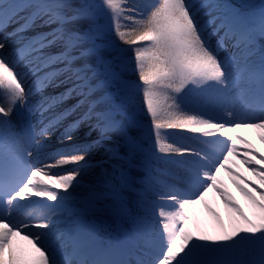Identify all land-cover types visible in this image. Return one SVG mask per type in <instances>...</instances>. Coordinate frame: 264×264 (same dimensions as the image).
I'll return each mask as SVG.
<instances>
[{"label": "snow or ice", "instance_id": "6c2138e0", "mask_svg": "<svg viewBox=\"0 0 264 264\" xmlns=\"http://www.w3.org/2000/svg\"><path fill=\"white\" fill-rule=\"evenodd\" d=\"M11 24L16 27L7 32ZM83 59L92 63L80 64ZM130 64L138 83L125 79ZM29 72L35 76L30 83ZM98 72L117 98L131 100L139 90L144 115L101 107V98H92ZM193 93L200 97L195 105L189 102ZM74 96L79 99L71 107L39 128L33 123L37 112L53 111ZM82 107L50 150L59 125ZM86 121L85 135L96 139L77 143L74 134ZM242 125L261 129L264 141V2L0 0V264H264V153L238 133ZM175 130L197 140L174 138ZM117 135L128 163L140 157L143 168L139 176L130 169L124 183L146 214L155 209V227L150 218L137 221L135 259L124 245L101 247L78 238L68 245L59 227L89 157L103 148L113 158ZM238 141L249 145L243 155ZM234 154L260 177L259 184L242 177L251 187L236 182L248 211L219 179L221 169L242 175L229 166ZM162 158L178 166L175 173L152 167ZM213 190L228 210V225L207 203ZM80 196L82 210L107 198L96 188ZM201 202L220 234L201 229ZM21 235L30 248L16 245Z\"/></svg>", "mask_w": 264, "mask_h": 264}, {"label": "bare ground", "instance_id": "6f19581e", "mask_svg": "<svg viewBox=\"0 0 264 264\" xmlns=\"http://www.w3.org/2000/svg\"><path fill=\"white\" fill-rule=\"evenodd\" d=\"M85 2L99 4L100 0H85ZM224 2H228L232 4L241 3L240 0H224ZM15 27H16L15 24H11L7 27L6 31L12 32ZM29 35H31V33H29ZM111 35L113 36V38H115L114 34H111ZM16 43L17 45H19L20 42L17 41ZM130 54H131V50H129V56ZM79 63L80 64H91L92 61L90 59H83ZM129 66H131V64ZM89 76H92V73H89ZM128 78H136L138 80V77L136 76H132V77L129 76ZM34 79H35V76L31 72H29L28 83H30ZM61 79H63V77H61ZM94 79L97 81V91L94 92L92 98L93 99L101 98L97 101L101 107L116 108L113 105L116 104V102H118L119 100H117L118 98L116 97V95L114 93H110L108 91V87L104 85L103 75L98 72L95 75ZM69 86H70V82L65 85H62L59 88L50 87L48 88V90L44 91L42 94L36 95L33 98L32 103L40 104L43 102L45 97L62 92L64 91L65 87H69ZM132 100H133V104H132L133 107L132 108L127 107V109H131L135 111L137 115H139L137 113V109L141 108L140 110H142L143 108L142 98L139 95V93H137L136 97L135 96L132 97ZM76 102L77 100L72 101L71 103H69V105H67L64 108H67L68 106L71 107ZM64 108L58 107L54 109L53 111L45 112L43 114H41L40 112H37L36 116L34 117L33 123L37 125V127H40L42 126L43 123H46V121L50 117L55 115L56 112L61 111ZM121 112L123 113L124 111H121ZM72 116H75V117L73 119H68L64 121L61 125H59L57 131L53 134L50 145H49L50 150L54 151L56 147L58 146L57 137L59 135V131H61L63 127L67 125L69 122L75 120L78 116H80V114L74 113ZM88 127H89V122H86L81 127L79 132L75 134V137H74L75 142L88 143V142H91V140L96 139L95 133H93L91 137H88L85 135ZM175 131H177V136H175V138L184 139L185 137H187V139H185V142L187 143H193L197 139V137H195L192 134L181 133L179 130H175ZM238 133L241 136H243L246 141L250 142L251 147L258 149L255 145L256 135H258V132H256L255 129H248V130H241V131L239 130ZM238 146L242 149V151L244 147H249V145L245 144L243 141H238ZM111 147L113 148V153H112L113 158L111 159L109 158V153H106L103 148L93 151V153L91 154L88 160V164H91V166L87 167L82 173L81 177L78 178L80 180V188L77 193L79 196H80V193L86 194L92 188H96L97 191L106 193L107 198L103 199L100 203H98L94 208H91V209L82 210L81 207H79L80 211L77 213H80L83 211V216L81 217L77 215L73 219H68V217L65 216L59 221V227H60V231L64 233L65 241H66V244L68 245H72L75 242L76 238H78L79 241L83 244L96 245V246H101V247H103V245L104 247L124 245L128 247L131 251H133V254H134L133 259H135V258H139L135 254V249L138 245V241L135 245L133 244L132 241L134 239L137 240L136 235L130 238L129 234L125 232V226H130V228L133 226V224L130 223V220H131L130 217H132L130 215L133 213L134 210H136L135 207L139 205L136 203V197L133 193H130V197L132 198L129 199L125 197L124 195L125 191L122 186L125 185L123 181V176L125 174H129L130 169H131L130 175H133L134 173L137 175H141L143 172V168L141 167L139 163L140 157H137V160L133 162L132 164L128 163V161L124 157V152L122 151L123 143L120 140L118 135L113 136ZM253 158L255 160H259V156L253 155ZM158 161L159 159L155 160L154 164L156 163V164L161 165L163 168L167 169V172H170V173L176 172L178 166L173 161L169 162L167 160H164L160 163ZM229 161L237 169L240 166L239 158L232 156ZM67 167H71V165ZM118 169L123 171L124 175H120L117 171ZM238 173L242 174L240 176L241 178L240 177L233 178L231 176L229 178V179L233 178V182H234L232 183L231 188H232V191L234 193V197L236 198V200L247 211L248 210L247 200L245 196L241 193L240 189L236 186V182L238 181L239 183L244 184L246 186L247 180H244L242 177H247L248 180L250 179V177L243 170L238 171ZM41 176L44 177L42 179L49 178L48 174L46 173H41L40 177ZM219 179L222 183H227V180H229L223 176L222 172H220ZM115 195H120L119 196L120 198L118 199V197H116ZM206 200H207L208 205L211 206V208L219 212L221 218L224 221V224L228 225L229 213H228V210L224 202H222L221 200L220 193L213 190L209 192ZM202 205H205L204 202H201V204L197 206V212L199 214L201 222H204V224L206 225V228L208 229L211 235L220 234L221 229L216 221V218L214 216H211L208 212L204 213L201 209ZM71 210L73 212V210H75V207L71 206ZM76 211L77 210H75V212ZM151 215L152 214H147V215L143 214L139 216L140 218L138 217H135V218L137 219L136 221L140 219L150 218L149 222L152 223ZM14 242L16 243L17 246L21 248L27 249L31 247V245L29 244V241L25 240L23 235L15 238Z\"/></svg>", "mask_w": 264, "mask_h": 264}, {"label": "rangeland", "instance_id": "374dc122", "mask_svg": "<svg viewBox=\"0 0 264 264\" xmlns=\"http://www.w3.org/2000/svg\"><path fill=\"white\" fill-rule=\"evenodd\" d=\"M241 1V3H253V4H255L257 7L259 6V4L261 3V2H264V0H240ZM240 4V3H239ZM130 50V49H129ZM233 50L231 49V48H229L228 49V53L230 54L231 52H232ZM127 72H129V73H127ZM129 76H136L137 77V74H136V72H135V70H134V67H132V66H129L128 68H127V70H126V75H125V79L126 80H128L129 82H132V83H138V80L136 79V78H128ZM46 90H48V89H46ZM45 90V91H46ZM139 90H136V92H135V94H134V96L136 97V95H137V93H139V95H140V92H138ZM141 96V95H140ZM142 98V97H141ZM79 99V97L78 96H74V97H72L71 99H68V100H66L65 101V103H63L62 105H60L59 107H61V108H64V107H66L67 105H69V103H71L72 101H75V100H78ZM137 99V98H136ZM117 100H119L118 102H116V104H114L113 106H115L117 109H119L120 111H124V110H126L127 109V107H129V108H132L133 106H132V104H133V100L131 101V100H129L128 98H126V97H123V96H121V97H119ZM199 100H200V97H199V95L198 94H195V93H193V95L189 98V102L190 103H192L193 105H195V104H197V103H199ZM129 105V106H128ZM67 108H69V106L67 107ZM141 109V108H140ZM140 109H137V113L139 114V116H143L144 114H143V111L142 110H140ZM85 110V108L84 107H82V108H80L77 112H75V114L76 113H78V114H81V112H83ZM140 110V111H139ZM139 111V112H138ZM45 113V112H44ZM36 116V115H35ZM75 116H69L68 118H67V120L68 119H73ZM48 121V120H47ZM46 121V122H47ZM66 121V120H65ZM64 122V121H63ZM87 122V121H86ZM85 122V123H86ZM85 123H83V124H81V126H80V129H81V127L85 124ZM37 126V125H36ZM37 128H39V127H37ZM248 129H255V131L256 132H258V135H256V140H255V145H256V147L258 148V150L260 151V152H262V153H264V141H262L261 139H260V135H261V132H262V130L261 129H258V128H254V127H244L243 125L238 129V131L240 130H248ZM76 134V133H75ZM75 134H74V137H75ZM173 136H174V138H175V136H177V131H173ZM196 139V138H195ZM197 140V139H196ZM249 147H244V149H243V151H242V155H243V153H245V152H247V149H248ZM242 155H240V156H238V155H233L234 157H236V158H239L240 159V166L238 167V169L235 167V166H233L232 164H231V162L229 161V166L231 167V168H233L234 170H235V172H237L238 173V171H240V170H243V171H245L248 175H249V177H250V179L249 180H251V181H253V182H255L256 184H259L260 183V177L259 176H257L252 170H251V165H248V164H245L244 163V160H243V158H242ZM161 160V161H160ZM164 160H167V161H172V160H168V159H159V163L160 162H162V161H164ZM94 165V164H93ZM89 166H91V164H88V167ZM152 167L154 168V169H156L157 171H159V172H167V169H165V168H163L161 165H159V164H154V162H153V165H152ZM118 171V173L120 174V175H124V172L123 171H121L120 169H118L117 170ZM221 172L223 173V176L224 177H226V179H229L230 178V176L231 177H240V176H236V175H234L232 172H229L227 169H221ZM132 176H139V175H137V174H133ZM40 178H44L43 176H41ZM233 178L232 179H229V180H227V183H222V186L229 192V193H231V195L234 197V193H233V191H232V188H231V185H232V183H234L233 182ZM241 178V177H240ZM246 184V183H245ZM248 185V187H251L249 184H248V181H247V184H246V186ZM123 188H124V195H125V197H127V198H132V197H130V193H133V191H130L129 190V188L126 186V184L125 185H123L122 186ZM254 191H255V193H256V195L258 196L259 195V192L257 191V190H255V189H253ZM116 197H118V199L120 198L119 196L120 195H115ZM235 198V197H234ZM221 200H222V198H221ZM235 200H236V198H235ZM81 201H82V198H81V196H79L78 194H76L75 196H73L72 197V200H71V202H69L68 203V205H67V208H68V213H67V217H68V219H73L75 216L73 215V213H77V212H79L80 210H79V206L78 205H80L81 204ZM222 202H223V200H222ZM71 206H73V207H75V210H77L76 212H75V210H73V212H72V210H71ZM165 206V209L166 210H168V208H169V205L168 204H165L164 205ZM136 208V210H134L133 211V213L130 215V216H132V217H130V223L131 222H133L132 224H133V226H134V228H133V226L130 228V226H125V228L127 229V230H125L126 232H128V233H130L131 234V237H133V236H135L136 235V224H137V219L135 218V217H138V218H140L139 216L140 215H147L146 214V212H145V210H144V208L142 207V206H137V207H135ZM201 209H202V211L205 213V212H208L211 216H213L210 212H209V210L207 209V207H205V205H202L201 206ZM248 211V210H247ZM148 214H152L151 216H152V226L153 227H155L156 225H155V221H156V216H155V209L154 208H150L149 209V213ZM77 216V215H76ZM198 221H199V224H200V227H201V229L204 231V232H206L207 234H210L209 233V231H208V229L206 228V225L204 224V222H201V219H200V217H199V214H198ZM63 223V222H62ZM128 228H130V229H128ZM33 231H36V229L35 230H33ZM130 237V238H131ZM136 241L137 240H133V242H135L136 243Z\"/></svg>", "mask_w": 264, "mask_h": 264}]
</instances>
